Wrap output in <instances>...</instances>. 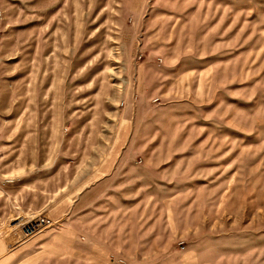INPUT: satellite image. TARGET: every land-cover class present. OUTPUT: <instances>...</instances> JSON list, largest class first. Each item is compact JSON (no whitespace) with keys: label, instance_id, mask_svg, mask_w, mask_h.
<instances>
[{"label":"rangeland","instance_id":"obj_1","mask_svg":"<svg viewBox=\"0 0 264 264\" xmlns=\"http://www.w3.org/2000/svg\"><path fill=\"white\" fill-rule=\"evenodd\" d=\"M69 231L38 264H264V0H0V252Z\"/></svg>","mask_w":264,"mask_h":264},{"label":"crops","instance_id":"obj_2","mask_svg":"<svg viewBox=\"0 0 264 264\" xmlns=\"http://www.w3.org/2000/svg\"><path fill=\"white\" fill-rule=\"evenodd\" d=\"M66 234L63 237L47 234L27 243H23L25 242L23 240L16 249L0 252V264H38L40 260L49 256L58 257L67 251L74 253L80 243L72 232Z\"/></svg>","mask_w":264,"mask_h":264},{"label":"built area","instance_id":"obj_3","mask_svg":"<svg viewBox=\"0 0 264 264\" xmlns=\"http://www.w3.org/2000/svg\"><path fill=\"white\" fill-rule=\"evenodd\" d=\"M51 224V221L41 215H37L35 217H31L27 219L23 224H20L22 226V239H26L37 232L41 231L45 227H48ZM25 226V227H23Z\"/></svg>","mask_w":264,"mask_h":264}]
</instances>
